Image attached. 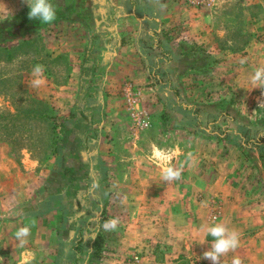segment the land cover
Returning <instances> with one entry per match:
<instances>
[{
    "label": "crops",
    "instance_id": "obj_1",
    "mask_svg": "<svg viewBox=\"0 0 264 264\" xmlns=\"http://www.w3.org/2000/svg\"><path fill=\"white\" fill-rule=\"evenodd\" d=\"M183 3L86 0L81 22H61L28 32L24 39L37 40L38 53L33 45L28 54L5 62L12 64L23 56L45 54L53 62L63 60L68 64L65 78L56 84L48 82L45 90L34 94L39 98L27 97L24 101L32 100L36 106L38 99L44 108H63L61 115L65 119L69 115L72 125L66 130L64 146H60L61 156L83 161L77 160L72 166L81 179L66 180L53 190L50 166L40 167L27 147L15 151L13 138L3 132L0 264H82L84 252H90L86 257L91 256L97 243L93 228H84V218L97 215L94 210L87 212V207L89 202L96 204V196L102 194L107 201L108 220L139 222L123 232L124 239L117 245L115 238L111 242L112 254L122 259L140 251L152 255L146 264H211L203 258V252L213 238L201 228L223 222L239 232L240 245L221 257V264H231L233 256H239L242 264H264V152L259 148L264 134L252 130L251 116H239L238 121L220 118L215 110L187 107L177 98L176 75L169 58L177 51L172 35L175 21H184ZM24 7L25 0H3L0 22ZM182 25L197 27L195 32L202 28L195 21ZM41 61L37 59L34 64ZM0 63L4 65V61ZM81 81L85 91L79 99ZM129 84L137 100L134 108L149 113L143 114L149 122L146 130H158L156 141L138 136L146 130L134 128V112L126 92ZM31 116L37 119L36 112ZM31 116L28 114L27 119ZM40 116L41 120L50 117L49 113ZM119 131L134 135L122 150L115 139ZM247 137L260 139L248 151ZM92 139L98 142L97 147L91 146L97 160L89 164L84 153ZM99 145L107 146V151L98 149ZM73 149L76 154L71 153ZM101 159L108 161V179L100 177L102 169L95 171V166H102ZM149 166L155 173H162L167 166L182 167L183 171L179 180L165 182L162 176H153ZM133 168L138 171L136 177H132ZM26 225L30 235L21 244L15 234ZM124 227L127 229L126 224ZM110 234L114 236V231H108L107 238ZM83 239H90L91 244L87 242V250L82 252L78 246ZM92 264L121 261L113 257Z\"/></svg>",
    "mask_w": 264,
    "mask_h": 264
},
{
    "label": "rangeland",
    "instance_id": "obj_2",
    "mask_svg": "<svg viewBox=\"0 0 264 264\" xmlns=\"http://www.w3.org/2000/svg\"><path fill=\"white\" fill-rule=\"evenodd\" d=\"M2 3L3 0H0V5ZM182 6V11L186 15L184 21H175V33L172 37L176 39L174 44L177 51L172 54L169 60L172 65H177L188 57L191 61L197 58L198 63L196 68L190 69L181 77L175 73L177 98L187 107L216 106L217 109H214V113L220 118L223 115H220L219 111L223 112L227 108L233 109L240 116H251L254 118L251 124V128H254L252 130L264 134V88H252L249 80L255 68L264 65V0H184ZM193 21L196 24H202V28L198 32H195L197 27L182 25ZM196 40H199V43ZM44 56L45 54L37 57L23 56L12 64H5V61L4 65L0 63V80L3 78L0 81V136L5 135L3 132L9 133L13 138L11 141L15 151L27 147L32 152V159L37 161L40 167L50 166L52 189L55 190L57 186L65 184L68 180V177L60 175L63 173V169L72 165L76 157L65 159L64 156H61L62 149L60 147L67 128L72 125V118L68 115L65 119V115H61L62 107L44 108L37 101L38 99H36V106L32 103L33 98H39L38 96L34 97V94H37L41 89L45 90L48 82L59 83L67 75L68 64L65 61L53 62ZM40 58L42 61L39 64L44 66L45 82L40 87H33L31 85L32 68L36 65L34 61ZM242 60L245 62L241 63ZM48 73L51 79H48ZM242 94L244 95L242 96ZM27 97L32 99L28 103L24 101ZM242 104H244L243 107ZM12 108L15 109V113ZM140 111L143 114L147 112L143 108ZM35 112L37 119H32L31 115ZM48 113L50 117L41 120L40 115ZM28 114L31 116L29 119H27ZM123 114L125 116L126 111ZM156 131L158 130L141 131L138 132V136L156 141ZM132 132L129 131L128 134L126 131L118 132L115 139L121 150L130 145L134 137ZM27 136L32 138L29 139ZM258 140L247 137L245 150L253 149L258 144ZM260 141L262 142L259 145L260 151L264 152V141ZM86 144L84 160L86 158L90 164L97 160V158H93L95 151L92 147H97L98 142L92 139ZM98 149H103L106 152L107 146L99 145ZM104 156L108 157V155ZM16 158L20 161L21 155ZM101 160L102 166H95V171L102 169L100 177L108 179V172H106L108 161L107 159ZM82 161L83 159H80L79 163ZM149 169L152 170L153 176L155 174L158 178L162 176L161 172L155 173L154 167L149 166ZM87 172L89 173L87 176L90 177L92 172L89 167ZM132 175V177L138 175L135 168H133ZM107 192H105V197L108 195ZM96 202V204H90V202L88 204L87 212L94 210L93 213H97V215L92 218H84V228L88 227L87 231L93 228L97 233V243L91 256L86 257L90 252H84L82 264H92L94 261L113 257L119 258L121 264H128L134 260V256L140 259L138 264H146L152 257L146 252L139 251L133 257L122 259L123 257L117 253L113 255L112 247H110L113 238L117 245L124 239L125 233L123 232H129V226L134 223L139 224L138 220L119 219L114 236L110 234L107 238L108 231L102 227L108 220V210L105 204L107 201L104 199V194L97 195ZM125 224L127 229L124 227ZM89 240L83 239L82 244L78 246L82 252L87 250L84 248L87 242L89 245L91 244ZM196 264L205 263L196 262Z\"/></svg>",
    "mask_w": 264,
    "mask_h": 264
},
{
    "label": "clouds",
    "instance_id": "obj_3",
    "mask_svg": "<svg viewBox=\"0 0 264 264\" xmlns=\"http://www.w3.org/2000/svg\"><path fill=\"white\" fill-rule=\"evenodd\" d=\"M30 9L28 16L31 20H39L41 24H51L57 19V11L52 3V0H25ZM245 61L242 60L241 63ZM33 87H40L44 84V66L36 64L32 68ZM250 84L252 88H264V65H261L250 75ZM192 154L188 153V160H191ZM182 167L176 168L167 166L163 168L162 179L165 182L179 180L182 174ZM119 220L112 218L104 222L102 225L106 231H114L118 227ZM201 231L206 236L210 235L213 239L210 242V247L203 252V258L211 262V264H221V257L226 256L229 252H234L240 245V234L235 229H230L223 222H216L211 225H204ZM30 235V227L23 226L16 231V239L24 244L26 238ZM231 264H242L239 256H233Z\"/></svg>",
    "mask_w": 264,
    "mask_h": 264
},
{
    "label": "trees",
    "instance_id": "obj_4",
    "mask_svg": "<svg viewBox=\"0 0 264 264\" xmlns=\"http://www.w3.org/2000/svg\"><path fill=\"white\" fill-rule=\"evenodd\" d=\"M86 0H52L56 11H57V19L55 22L51 24H41L39 20H31L29 19L28 13L30 9L24 7L22 10L17 12L16 14L8 17L7 19L0 22V61L12 62L17 56L20 54H28V50L32 49L33 45H35L36 53H38L40 46H38L37 40L35 41H26L24 38L28 32L37 31L42 28L47 27L48 25L57 24L61 22H81L84 18V11L82 8L83 2ZM13 42H19L17 45H12ZM24 52V53H23ZM200 62V61H199ZM198 63V59L194 58L192 61L187 57L179 64L174 65L173 69L178 77L185 75L190 69L196 68V64ZM81 95L79 99L83 98L84 93V82L81 81ZM217 109L216 106H204L200 107L202 110H211ZM220 115L225 117H231L233 120H239V114H237L233 109L227 108L225 111H219ZM83 117V116H82ZM243 122H246V118L242 119ZM72 131V130H71ZM73 135L75 134L72 131ZM71 133V134H72ZM67 139L62 140V145L64 146V142ZM76 142V140H74ZM72 143V142H71ZM73 145V143H72ZM77 153L76 149H73V152ZM79 159V158H78ZM77 159V160H78ZM76 160L73 161L70 167L63 169V173L60 176L68 177V180H77L81 179L82 176L80 174L78 178L76 174V170L74 165H76Z\"/></svg>",
    "mask_w": 264,
    "mask_h": 264
},
{
    "label": "built area",
    "instance_id": "obj_5",
    "mask_svg": "<svg viewBox=\"0 0 264 264\" xmlns=\"http://www.w3.org/2000/svg\"><path fill=\"white\" fill-rule=\"evenodd\" d=\"M126 92H127L128 98H129V106L132 109V111L134 112V114H133V124H134V128L135 129H147L149 127L148 120H146L143 117V112L137 111L134 108V105H136L137 100H136V98L133 95L134 94V88H133V86L129 84L127 86ZM133 258H134V260H132L130 263L128 262V264H138V262L140 261V259L137 256H134Z\"/></svg>",
    "mask_w": 264,
    "mask_h": 264
}]
</instances>
